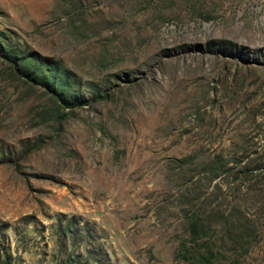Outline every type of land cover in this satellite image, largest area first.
Returning <instances> with one entry per match:
<instances>
[{"label": "rangeland", "instance_id": "rangeland-1", "mask_svg": "<svg viewBox=\"0 0 264 264\" xmlns=\"http://www.w3.org/2000/svg\"><path fill=\"white\" fill-rule=\"evenodd\" d=\"M0 264H264V0H0Z\"/></svg>", "mask_w": 264, "mask_h": 264}]
</instances>
